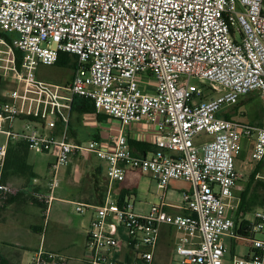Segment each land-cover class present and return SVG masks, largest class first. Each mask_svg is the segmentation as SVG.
Masks as SVG:
<instances>
[{
  "label": "built area",
  "instance_id": "built-area-1",
  "mask_svg": "<svg viewBox=\"0 0 264 264\" xmlns=\"http://www.w3.org/2000/svg\"><path fill=\"white\" fill-rule=\"evenodd\" d=\"M61 53L77 57L72 81L41 80L39 66L56 65ZM1 76L20 86L0 101V133L7 138L0 145V205L20 192L1 181L10 143L54 157L47 191L29 197L41 206L45 228L61 170L76 154L93 155L107 164L111 184L123 183L129 172L148 174L163 194L147 214L126 199L76 203L78 213L94 211L86 230L88 264H152L163 226L179 233V264H264V207L246 219V235L236 228L245 178L236 161L248 139L249 163L264 162V123L221 117L252 92L264 97V0H0ZM76 97L119 121L113 150L96 140H68ZM16 121L36 127L15 131ZM135 123L157 131L150 157L130 148L124 130ZM202 133L211 140L197 142ZM172 181L191 185L183 199L187 215L166 210ZM225 238L248 241L251 255L226 261ZM126 248L131 260L122 256ZM31 264L68 260L40 248Z\"/></svg>",
  "mask_w": 264,
  "mask_h": 264
},
{
  "label": "crops",
  "instance_id": "crops-1",
  "mask_svg": "<svg viewBox=\"0 0 264 264\" xmlns=\"http://www.w3.org/2000/svg\"><path fill=\"white\" fill-rule=\"evenodd\" d=\"M70 69L74 74L75 70ZM46 82L55 84L51 81ZM19 86L12 76H1L0 101L5 100ZM234 108L235 106L231 108L233 109L231 111L222 112L221 117L234 120L236 114ZM35 127L34 124L24 121V131ZM121 129L119 121L105 114H98L96 111L80 114L72 111L68 140L74 144L84 145L96 140L113 150ZM57 131L56 135H59L60 130ZM42 132L51 133L49 130ZM124 133L134 155L150 157L156 150L154 141L157 131L148 124H132L124 130ZM48 157L49 159L46 160ZM46 161L47 165H44ZM249 161L250 150L244 163L240 164V160L239 163L236 162L237 169L245 176L242 182L244 191L250 186L251 180H255V177L256 181H264V162L250 164ZM53 162L54 157L51 154L30 151L28 163L32 166V171L37 178L30 179L24 175V177H13L10 180L20 192L11 198L9 203L0 205V226L13 229L18 240L12 245L0 243V259L4 264H31L34 253L40 248L47 253L64 256L68 264H88L86 230L91 223L94 211L86 210L84 213H78L76 203L98 206L104 204L107 199L132 200L133 195L137 198L138 191L142 192L143 183L147 185V192H142V198L138 203L134 201L135 211L138 214L143 211L147 214L153 204L162 201L163 192L158 188V182L153 176L129 172L123 183L111 184L107 177V164L104 161L93 155L76 154L72 157L70 165L60 172L61 185L56 193L58 199L51 206L49 223L45 228L41 206L29 201V197L33 192L45 193L47 191L51 179L50 166ZM175 182L184 181H172L169 184L165 191V201L169 204L166 210L172 215H187L188 212L183 209V199L187 193L191 192V187L174 188L172 185ZM244 191L240 194L242 195ZM123 238L126 239L125 235ZM178 239L179 233L175 229L163 226L152 264H172L174 258L177 257L175 247ZM231 240L233 246L242 241ZM251 253L252 246L249 243L247 251L236 254L234 250L231 258L235 255L250 256ZM122 256L131 260L132 253L126 248Z\"/></svg>",
  "mask_w": 264,
  "mask_h": 264
},
{
  "label": "rangeland",
  "instance_id": "rangeland-1",
  "mask_svg": "<svg viewBox=\"0 0 264 264\" xmlns=\"http://www.w3.org/2000/svg\"><path fill=\"white\" fill-rule=\"evenodd\" d=\"M38 75L40 79H43L45 81H51L55 84H60V85H68L71 80H72V76H73V72L71 71V69L60 66V65H54V66H42L40 65L38 68ZM143 79L144 80H149L150 83L155 84V79L153 77H150L148 75H143ZM141 90L144 92H151V87L149 88L146 84H141L140 86ZM233 108V107H231ZM231 108L226 109L225 111L229 110H233ZM236 110V114H235V121L241 122V123H247V124H251L253 126H259L262 125L264 123V97H262L260 95L259 91H255L250 93L247 97L243 98L238 104L237 106H235L234 108ZM23 122L21 121H16L14 123V130L15 131H23ZM7 138L4 134L0 133V145L4 144L6 142ZM211 140V137H209L206 133H202L199 137H197L196 141L197 142H201V141H208ZM89 143H86V145H88ZM243 145H244V149L242 151V153L239 155V157L237 158V161L239 163L240 160V164L244 163V159L246 158V155L249 153V150L251 151V143L248 139H244L243 140ZM48 158H46V160H48ZM44 165H47V161L45 162ZM264 176V175H263ZM147 180V179H146ZM256 181V177L255 180ZM253 181V183H254ZM10 184L16 186L15 184H13V181H9ZM254 184H251L250 186H252V190L249 191L248 195H252L253 194V186ZM174 188H189L191 187L188 183L186 182H175L172 185ZM146 191L147 192V185L146 183H143L142 185V192ZM141 191H138V197L136 198L135 195H133L132 197V201H138L140 200V198H142V193ZM242 193V192H240ZM238 193V194H240ZM256 194L259 196V200L257 201V205L254 208L257 207H264L263 200H264V190H257ZM241 196V194L239 195V197ZM4 205V204H1ZM139 207V206H138ZM140 214H146V212H141ZM251 215L248 214L245 219L249 220L251 219ZM241 222V220L239 221V223ZM121 234L124 235L125 232L122 230ZM17 237L16 234L13 232V229H10L8 227H1L0 226V243H4L5 245H12V244H16ZM225 242L226 245L228 247V251H227V257H226V261L229 262L231 256H232V252H234L236 254L242 253L247 251L248 246H249V242L246 240H242L240 243H238L237 245L233 246L232 245V240L230 238H225ZM0 263H2V260L0 259ZM172 264H179L178 263V258H174L173 263Z\"/></svg>",
  "mask_w": 264,
  "mask_h": 264
},
{
  "label": "trees",
  "instance_id": "trees-1",
  "mask_svg": "<svg viewBox=\"0 0 264 264\" xmlns=\"http://www.w3.org/2000/svg\"><path fill=\"white\" fill-rule=\"evenodd\" d=\"M72 56V57H71ZM74 59V61H73ZM77 57L68 53H61L56 65H60L66 68H73L75 70ZM19 62V61H18ZM80 114L94 113L95 106L89 99L83 97H76L73 103V110ZM98 118H100L98 116ZM30 149L28 145L24 143L12 144L10 143L8 148V154L5 161L4 169L1 176L3 183H8L13 177H24L27 175L30 179L37 178V175L32 171V166L28 163ZM251 180L250 185L253 186V194L248 195L249 191L252 190V186H249L244 193L241 195V203L236 217V228L237 232L241 235H246V228L248 221L244 218L248 215L258 203L259 196L256 194L257 190H264V181ZM256 194V195H255ZM254 195V196H253ZM13 198V197H12ZM11 199V198H10ZM8 199L6 203H9ZM264 204V200L262 205ZM241 222L239 223V221ZM4 264V263H0Z\"/></svg>",
  "mask_w": 264,
  "mask_h": 264
}]
</instances>
